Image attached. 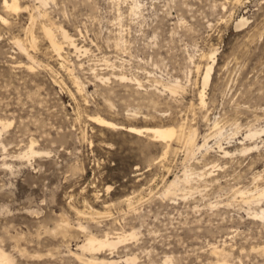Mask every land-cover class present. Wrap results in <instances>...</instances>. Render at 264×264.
Segmentation results:
<instances>
[{
    "label": "rangeland",
    "instance_id": "rangeland-1",
    "mask_svg": "<svg viewBox=\"0 0 264 264\" xmlns=\"http://www.w3.org/2000/svg\"><path fill=\"white\" fill-rule=\"evenodd\" d=\"M44 2L11 10L0 0V249L10 264H221L215 249L228 264H264L254 215H264V0ZM94 115L177 136L103 127ZM30 144L39 153L25 158ZM131 231L112 249L78 247L87 234Z\"/></svg>",
    "mask_w": 264,
    "mask_h": 264
},
{
    "label": "bare ground",
    "instance_id": "bare-ground-1",
    "mask_svg": "<svg viewBox=\"0 0 264 264\" xmlns=\"http://www.w3.org/2000/svg\"><path fill=\"white\" fill-rule=\"evenodd\" d=\"M3 1V4L7 7V9H8V7H10V9L12 8L13 10H15L17 7H18V4H17V0H2ZM42 2H44L45 0H41ZM45 3V2H44ZM4 6V7H5ZM11 9V10H12ZM247 19L244 17V16H242L240 19H239V21L235 24L236 26H239V25H243V23H245V21H246ZM59 28V27H58ZM44 30H45V32H46V34H47V36H48V39H49V42H50V45L52 46V48H53V50L57 53V55L58 54H60V50H61V44H60V42L58 41V40H56L55 39V37L53 36V32H52V29L49 27V28H47V27H44ZM60 31V30H59ZM61 33H62V37H66V38H69V40L68 41H70L71 40V45L72 46H74L75 48L77 47L76 45H75V43L72 41V38H71V36H69L68 34H67V32L64 30V29H61ZM60 33V34H61ZM74 48V49H75ZM77 49V48H76ZM79 49V48H78ZM76 51V50H75ZM59 57V56H58ZM211 70H212V64H207V67H206V69H205V72H204V75H203V84H207V81L209 80V78H210V76H211ZM117 75V74H116ZM114 76V75H113ZM119 77V76H118ZM127 76H125L123 73L122 74H120V80H121V78H125L126 80H127V78H126ZM74 78V77H73ZM124 80V79H123ZM130 79H128V81H129ZM136 81H137V85L138 84H140V81L138 80V79H135ZM105 81V80H104ZM131 81V80H130ZM135 81V82H136ZM75 82H76V85H77V89H79L80 88V84H79V81H78V79H76L75 80ZM204 86V85H203ZM177 87H179V86H176V85H171V86H169V89H170V91L169 92H174V91H176L177 90ZM82 88V87H81ZM168 88V87H167ZM204 88H205V86H204ZM203 88V89H204ZM178 91V90H177ZM172 92H171V94H172ZM174 94V93H173ZM203 101H204V99H203V93L201 92L200 93V102H201V104L203 103ZM205 103V102H204ZM203 103V105H205ZM113 106V105H112ZM134 115V114H133ZM90 119L93 121V122H95L96 124H99V125H105V127L107 126H112V128L113 127H120V128H124V129H127L128 131H131V132H134V133H136V135L137 134H139V136H140V134H142L143 132H148V134L150 133L151 134V138L153 139V137L155 138V139H159V140H162V141H166L167 142V140L169 141V139H171L173 136H177V130H176V128L175 127H173V126H161V127H137V126H132V125H130V126H125V125H123V124H119V123H116V122H114V121H112V120H109V119H106L105 117H102V116H100V115H94V116H90ZM94 123V124H95ZM1 124V123H0ZM7 124H9V123H7ZM7 124H5V123H3L2 122V126L4 127V126H6ZM215 125V124H214ZM216 126V125H215ZM104 127V126H103ZM109 128V127H108ZM179 130V129H178ZM263 131V130H262ZM189 132V131H188ZM256 132H257V130H255L254 132H252V131H250V132H248L247 133V136H250V137H253L252 135H256ZM261 132V131H260ZM259 132V133H260ZM264 132V131H263ZM1 133V132H0ZM182 133V132H181ZM179 134H180V132H179ZM179 134H178V136H179ZM181 135V134H180ZM153 136V137H152ZM186 138V143L188 144V146L189 147H191V146H194L195 147V145H197V143H196V139H195V130H190V132L187 134V136L185 137ZM186 144V145H187ZM207 145V143H206V141H204V143L201 145V146H206ZM200 146V147H201ZM196 147H198V146H196ZM255 147V146H254ZM188 148V147H187ZM248 149H250V148H248ZM251 149H252V147H251ZM193 150V149H192ZM34 153H39V151L38 150H35L33 147H32V144H30L29 145V148H28V150H26V151H24L23 153H22V155H24L25 156V158H26V156H28V158H31V157H29V155H32V154H34ZM226 154H227V152H225ZM19 155V154H18ZM35 155L36 154H34V157H35ZM38 156V155H37ZM7 165V164H6ZM183 180H185L186 182L188 181L189 182V175H187V174H185L184 175V177H183ZM185 182V183H186ZM187 182V183H188ZM173 184H176V182H173V183H170V185H169V187H168V191L170 190L169 188H170V186L171 185H173ZM171 189H173V188H171ZM256 195V194H255ZM261 196H264V187L263 188H261V189H257V196L255 197V199H258V198H261ZM254 215L255 216H259V217H264V215H263V209L260 211V212H254ZM127 235H129V236H134L135 235V232L134 231H131V232H129V233H118V234H116L115 236H112V237H109L108 235H105L103 238L102 237H97V236H95V235H93V234H87L86 236H85V238H84V240H83V242L80 244V245H78V247L79 248H81V249H85V251L86 250H88V252L89 251H93V252H95V251H98V250H101V249H103L104 247H106V250L108 249V248H110V249H112V248H115V246L119 243V242H121V241H123V240H125L126 238H127ZM135 237V236H134ZM108 247V248H107ZM109 249V250H110ZM114 250V249H113ZM111 251V250H110ZM215 251H217L218 252V258L219 259H222L223 260V263H221V264H228V263H226V259H225V253H224V251H223V249H215ZM100 253H102V251L100 252ZM111 253V252H110ZM94 254V253H93ZM92 254V256H90V258H88L89 259V261H93L94 263H97V261L95 260V259H99V258H97L95 255H93ZM76 255V254H75ZM104 259V258H103ZM229 259V258H228ZM124 260V259H123ZM133 260H135L134 258H132V257H125V264H132V262H133ZM108 263L107 264H110V263H112V262H114L115 261V259H109V260H106ZM101 262H103V260H100V262H98V263H101ZM92 263V262H91ZM165 263H166V261H165ZM0 264H10V258H9V256L2 250V249H0ZM212 264V263H211ZM217 264V263H216Z\"/></svg>",
    "mask_w": 264,
    "mask_h": 264
}]
</instances>
